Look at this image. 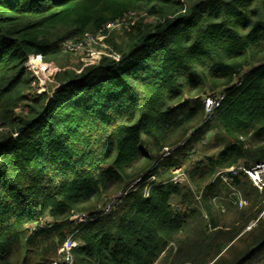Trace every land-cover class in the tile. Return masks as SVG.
I'll return each mask as SVG.
<instances>
[{
  "label": "trees",
  "instance_id": "1",
  "mask_svg": "<svg viewBox=\"0 0 264 264\" xmlns=\"http://www.w3.org/2000/svg\"><path fill=\"white\" fill-rule=\"evenodd\" d=\"M262 162L264 0H0V264H264Z\"/></svg>",
  "mask_w": 264,
  "mask_h": 264
},
{
  "label": "built area",
  "instance_id": "2",
  "mask_svg": "<svg viewBox=\"0 0 264 264\" xmlns=\"http://www.w3.org/2000/svg\"><path fill=\"white\" fill-rule=\"evenodd\" d=\"M176 1L185 2L186 0H176ZM123 25H124V20H121L118 22H113V23H108L98 33L86 34L85 38L79 42H66L64 44L63 48L65 51L70 52V53L75 54V55L80 53L83 50H85L88 54H90V51L88 49L91 47L92 44H98L99 42H101L100 44H102V45L106 44V43H104V40L110 36V33L113 31L121 30L123 28ZM101 51H102V53H97L96 54L97 56L94 55L92 57H87V58H89V60L82 59V61H88L90 63H96L97 61H99L101 59V58L98 59L99 55H100V57H102L103 55H110L111 57H113L117 61L120 60V56L117 53H115L110 46H108L104 49H101ZM42 65L43 64H39V66H42ZM39 75H37V76L40 77ZM39 79H41V84H37V82H35V81L32 84V86L34 88L33 89L34 92H40V91L45 90L47 80H45V78H39ZM223 99H224V95H219V96H217V98H208L206 100V112L209 115H212L213 112L220 106V103L223 101ZM166 152H168V150H166ZM179 172H180V170L176 171L175 175H176V173H179ZM242 172L245 175H247V177L250 179V181L252 182L253 186L256 189H258L260 191L264 190V162L259 163V164L255 165L254 167L248 168V169L241 168V167H232V168H229V169L219 173L218 175L226 184H229V178L231 176H236ZM174 177L176 178V176H174ZM175 178L173 179L174 182L179 183ZM244 205H247V201H245L244 199H241L240 200V206L242 207ZM75 218H77V217H75ZM80 220L83 221L82 218H80ZM75 247H77V243L75 241L68 240L66 242V244L64 245V248L61 250V252L64 255L63 261L65 264H72L71 250ZM54 264H58V262H55Z\"/></svg>",
  "mask_w": 264,
  "mask_h": 264
},
{
  "label": "rangeland",
  "instance_id": "3",
  "mask_svg": "<svg viewBox=\"0 0 264 264\" xmlns=\"http://www.w3.org/2000/svg\"><path fill=\"white\" fill-rule=\"evenodd\" d=\"M121 33H119L118 35L121 37L120 35ZM101 42H99L98 44H92L91 47L88 49L90 51V54H88L85 50L81 51L80 53L78 54H70L72 56V62L74 64H77L80 62V60L82 59H86V60H89V58L87 57H92L94 55H96L97 53H102L101 49H104L106 47H108L109 45L108 44H100ZM70 53V52H69ZM68 53V54H69ZM105 53V52H104ZM97 56V55H96ZM100 55L98 56V59H100ZM91 61V60H90ZM72 63V64H73ZM176 180L181 183V184H188V181H187V177H186V173L184 172V170L180 171L179 173H176ZM173 178V179H174ZM111 205V204H110ZM255 225V224H253Z\"/></svg>",
  "mask_w": 264,
  "mask_h": 264
}]
</instances>
